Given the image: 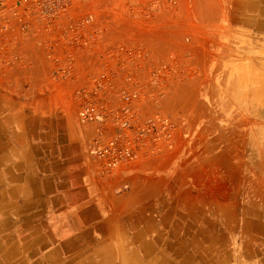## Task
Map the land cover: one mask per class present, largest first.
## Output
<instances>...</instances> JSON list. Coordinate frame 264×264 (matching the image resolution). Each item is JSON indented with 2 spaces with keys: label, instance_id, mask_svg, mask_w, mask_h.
I'll list each match as a JSON object with an SVG mask.
<instances>
[{
  "label": "crops",
  "instance_id": "crops-1",
  "mask_svg": "<svg viewBox=\"0 0 264 264\" xmlns=\"http://www.w3.org/2000/svg\"><path fill=\"white\" fill-rule=\"evenodd\" d=\"M247 2L225 5L232 4L243 28L264 23V0H256V19H249ZM216 53L210 44L209 65ZM21 72L0 82V264H168L153 248L184 246L170 232L189 229V246L204 245L198 232H209L208 246H216L217 214L231 209L216 206L215 161L203 156L208 147L197 143L189 162L182 150L104 174L86 153V133L68 112L65 88L25 82ZM261 220L250 231L243 219L245 254L235 262L264 264V254H252L264 247ZM223 227L232 240L231 216Z\"/></svg>",
  "mask_w": 264,
  "mask_h": 264
},
{
  "label": "rangeland",
  "instance_id": "rangeland-1",
  "mask_svg": "<svg viewBox=\"0 0 264 264\" xmlns=\"http://www.w3.org/2000/svg\"><path fill=\"white\" fill-rule=\"evenodd\" d=\"M118 1L123 2L117 11L120 15L147 18L136 23L146 32L147 53L120 56L131 67L129 82H152L145 91L157 100L146 103L149 114H164L175 127L171 149L140 157L132 163L163 155L174 158L182 150L184 159L189 162L192 150L200 142L208 147L203 156L215 161L218 211L231 209L227 215L217 214L216 246H208L209 232L197 233L204 245L189 246L195 233L189 229L170 232V236L181 239L184 246L157 247L153 248L154 253L166 257L168 264H178L182 257L190 260L185 264H239L235 260L245 254V248L240 245L243 219L250 231L260 219L264 223V23L250 22L243 28L236 23L234 2L228 7L225 0ZM247 7L249 19H256V0H248L245 10ZM210 44L216 46L217 53L211 57L213 61L209 65ZM94 57L73 56L77 64L72 69V79L54 82L46 70L17 69L16 66L4 69L2 52L0 82L20 70L25 82L37 79L62 85L68 99V86L73 88L74 82H79L81 75L86 74L80 61L90 62ZM29 59L33 61L32 54ZM88 73L93 75L98 71L88 69ZM114 82L127 80L123 74L114 78ZM68 104L70 116L78 122L75 102L68 100ZM78 124L86 133V153L97 164L88 152L91 140L96 137L94 126ZM203 181L201 178L196 185ZM172 200L180 199H170V202ZM230 216L233 228L227 233L232 234V240L223 227L225 217ZM252 250L253 255L264 254V247Z\"/></svg>",
  "mask_w": 264,
  "mask_h": 264
},
{
  "label": "built area",
  "instance_id": "built-area-1",
  "mask_svg": "<svg viewBox=\"0 0 264 264\" xmlns=\"http://www.w3.org/2000/svg\"><path fill=\"white\" fill-rule=\"evenodd\" d=\"M122 5L118 0H0L4 69L33 67L61 82L72 79L73 56H95L80 61L86 74L68 86V100L75 102L78 122L94 126L88 152L107 174L171 149L175 136L168 116L148 112L146 103L157 100L145 91L152 82H129L131 67L120 56L147 53L146 32L136 24L147 18L120 15ZM123 74L127 82H114Z\"/></svg>",
  "mask_w": 264,
  "mask_h": 264
}]
</instances>
